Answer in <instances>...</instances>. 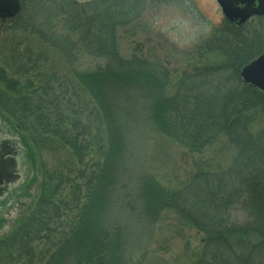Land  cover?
Returning a JSON list of instances; mask_svg holds the SVG:
<instances>
[{
  "label": "trees",
  "instance_id": "obj_1",
  "mask_svg": "<svg viewBox=\"0 0 264 264\" xmlns=\"http://www.w3.org/2000/svg\"><path fill=\"white\" fill-rule=\"evenodd\" d=\"M49 1L57 5V0ZM146 4L147 0L59 4L62 10H71L67 32L75 34V66L82 68H75V91L78 89L97 107L91 113L96 111L104 143H91L84 135H89V128L78 119L71 129L53 124L46 114L51 103L38 95L31 96V91L27 101L12 100V95H19L21 90L6 81L0 71V83L4 85L0 107L18 109L25 130L31 117L37 131L57 139L68 153L67 169H75L74 179L67 180L75 193V223L45 264H114L117 243H121L134 215V224L149 227L162 213L169 212L209 233L205 250L208 259L198 264H231V258L237 264H264V137L249 132L256 120L264 118V95L242 85L238 78L240 68L254 58L251 40H259L260 33L254 31L252 36H245L225 21L212 34L213 42H209L221 49L218 61L198 66L189 62L190 67L186 61L178 73L172 71L178 76L170 87L171 72L166 67L135 54L125 59L117 51L116 30L122 28L126 32V26L138 22L139 15H131V8L139 7L137 12L141 13ZM257 20L261 24L264 16ZM254 42L264 49L262 41ZM206 57L212 58V54L207 53ZM143 122L189 153H200L222 138L226 146L235 149L236 156L226 169H212L209 165L198 168L190 179L175 187L164 186L145 173L130 178L126 165L129 134ZM30 139L37 147L36 136ZM25 146L23 160L28 158L29 143ZM56 175H49L48 182L44 181L33 212L0 243V264H7L5 255L15 246L20 253L25 244L44 238L48 230L45 209L53 205L57 191L55 187L48 193L49 182L57 179ZM106 202L112 208L110 215L105 210ZM238 203L247 213L248 224L244 229L231 230L232 238L237 240L232 251L230 237L224 230L228 223L223 217Z\"/></svg>",
  "mask_w": 264,
  "mask_h": 264
},
{
  "label": "rangeland",
  "instance_id": "obj_2",
  "mask_svg": "<svg viewBox=\"0 0 264 264\" xmlns=\"http://www.w3.org/2000/svg\"><path fill=\"white\" fill-rule=\"evenodd\" d=\"M18 1L20 14L13 18L14 21H0V71L6 81L15 83L21 90L19 95H12V100L17 103L27 101L30 98L27 94L31 91V96L38 95L51 103L47 105L46 114L53 124L70 126L71 129L75 119H78L82 126L89 128V135L87 132L84 135L91 143H104L105 135L96 119V111L91 113L97 107L90 102L89 97L78 89L75 91V68H82L75 66V34L67 32V19L71 10H62L59 6L65 2L75 6V3L84 4L92 0H57V5L49 0ZM138 8H131V15H139L138 22L126 26V32L122 28L116 30L117 51L123 58L128 59L135 54L166 67L171 72L170 87H173L178 76L172 71L178 73L180 68L185 67L186 61L188 65L190 62L194 66L203 65L206 61H218L221 49L209 42H213L212 34L228 21L224 19L215 0H167L162 3L159 0H147L141 13L137 12ZM257 18L252 17L242 26H236L245 36H252L254 31L260 33L259 40H251L250 49L254 58L264 53V49L256 46L259 42H254L264 43V22L260 24ZM215 44L219 46L217 41ZM207 53H211L212 58L206 57ZM224 56L221 57L222 62L225 61ZM89 63L92 65V60ZM3 86L0 83V91L4 90ZM21 116L22 113L15 107L10 110L0 107V129L13 131L18 139V148L24 151L25 144L29 143L28 158H22L21 164L18 162V170L21 171H17L23 176L20 184L0 199V243L33 212L44 181L48 182L49 175L55 177L57 174V179L53 178V182H49L48 193L55 187L57 191L52 198L53 205L45 209L44 219L47 220L48 230L44 238L33 239L25 244L24 254L22 251L19 253V247L15 246L4 259L7 264H45L75 223V193L67 183L70 177L74 179L75 169H67L65 162L68 153L57 139L37 131L31 117L27 120L25 130V124L20 123ZM249 132L253 136L262 134L264 137V118L256 120ZM31 136L38 139L37 147ZM20 137H24V140ZM129 139L126 165L130 178L145 173L168 187L178 186L183 180L190 179L198 168L209 165L212 169H226L236 156L235 149L226 146L222 138L200 153H189L158 134L146 122L134 126ZM17 159L20 160L19 155ZM72 162L75 163V158ZM106 207L110 215L111 205L106 202ZM226 213L223 218L228 225L224 230L230 237L229 245L234 251L237 240L232 238L231 230L247 227L248 217L240 203L233 205ZM136 221L137 215H134L121 243H117L114 264H198L207 261V231L202 232L190 223L182 222L172 212L162 213L149 227L134 224ZM221 244L219 247L225 249ZM233 260L231 258V264H237Z\"/></svg>",
  "mask_w": 264,
  "mask_h": 264
},
{
  "label": "water",
  "instance_id": "obj_3",
  "mask_svg": "<svg viewBox=\"0 0 264 264\" xmlns=\"http://www.w3.org/2000/svg\"><path fill=\"white\" fill-rule=\"evenodd\" d=\"M223 17L237 27L242 26L251 17L264 15V0H215ZM17 0H0V20L11 19L19 13ZM242 85L250 87L264 95V54L258 55L239 70ZM3 147V146H2ZM4 149V147H3ZM10 155V156H9ZM15 153H0V186L16 178Z\"/></svg>",
  "mask_w": 264,
  "mask_h": 264
},
{
  "label": "flooded vegetation",
  "instance_id": "obj_4",
  "mask_svg": "<svg viewBox=\"0 0 264 264\" xmlns=\"http://www.w3.org/2000/svg\"><path fill=\"white\" fill-rule=\"evenodd\" d=\"M18 140V139H17ZM17 140L15 137V133L9 129L7 130H1L0 129V153L6 154L9 151L14 152V158L16 159L17 167L14 171V174L16 178L12 181H9L8 183H2L0 186V199L2 200L6 195L10 194L14 191L15 187L18 186V183L20 184V180L23 178V176L19 173L18 170L19 163H22V154L23 149L18 148ZM4 149H3V147ZM18 155L20 157V160H18ZM10 156V155H9ZM19 162V163H18ZM19 172H18V171ZM20 174V175H19Z\"/></svg>",
  "mask_w": 264,
  "mask_h": 264
}]
</instances>
